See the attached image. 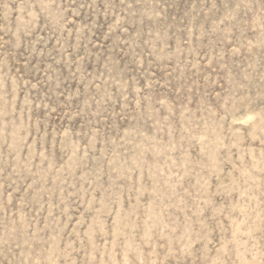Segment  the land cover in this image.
I'll list each match as a JSON object with an SVG mask.
<instances>
[{
	"label": "rangeland",
	"instance_id": "obj_1",
	"mask_svg": "<svg viewBox=\"0 0 264 264\" xmlns=\"http://www.w3.org/2000/svg\"><path fill=\"white\" fill-rule=\"evenodd\" d=\"M0 264H264V0H0Z\"/></svg>",
	"mask_w": 264,
	"mask_h": 264
}]
</instances>
